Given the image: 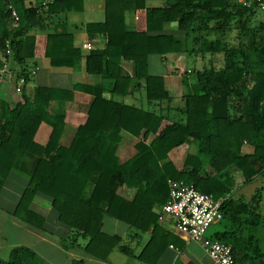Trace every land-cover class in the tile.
<instances>
[{
	"label": "trees",
	"instance_id": "1",
	"mask_svg": "<svg viewBox=\"0 0 264 264\" xmlns=\"http://www.w3.org/2000/svg\"><path fill=\"white\" fill-rule=\"evenodd\" d=\"M10 6L19 16L16 25ZM83 7L84 0H52L46 5L0 0V67L13 58L25 66L18 77L26 81L28 58L46 56L53 67H77L84 54L74 46L71 32H33L47 28L52 15ZM128 12L134 14L132 26ZM258 13L238 0H168L161 7H148L147 0H105V19L88 23L86 30L104 34L107 43L85 56L86 72L114 80L115 95L127 94L134 78L143 80L149 106L98 93L67 147L60 142L67 114L62 109L52 113L50 103L69 101L74 91L38 86L13 108L0 99V192L11 172L21 169L27 156L35 157L16 216L43 229L45 217L32 205L36 195L48 197L59 221L87 239L85 251L101 260L117 247L129 252L120 246L118 236L102 230L105 217L143 232L153 229L139 255L149 261L148 255L160 244L157 210L168 200V180L175 179L222 199L224 230L212 238L230 245L238 264H264L262 188L250 199L232 195L240 178L250 182L264 175V19L254 23ZM168 24H175L181 36L166 33ZM191 54L222 55L224 63L190 70ZM153 55L160 56L173 74L181 75L184 86L195 90L185 88L182 106H171L164 76L150 73ZM126 62L133 66L132 75L122 67ZM44 121L53 130L48 144L42 146L35 134ZM122 131L138 140L137 154L124 163L117 156ZM246 142L254 146L253 154L243 153ZM186 143L194 145L196 152L189 153L179 169L169 154ZM123 186L135 190L131 199L119 193ZM165 235L160 253L171 238L179 249L185 247L183 238ZM0 264L45 263L34 251L22 248L10 259L0 257Z\"/></svg>",
	"mask_w": 264,
	"mask_h": 264
},
{
	"label": "crops",
	"instance_id": "2",
	"mask_svg": "<svg viewBox=\"0 0 264 264\" xmlns=\"http://www.w3.org/2000/svg\"><path fill=\"white\" fill-rule=\"evenodd\" d=\"M25 1L27 4L46 5L52 0ZM167 2L168 0H147V6L161 7ZM104 19L105 0H84V7L81 11H70L49 17L47 28L34 31L33 33L36 35H46L53 30L61 31L66 29L73 34L74 46L82 51L84 54L83 59L77 67H53L50 63V59L46 56L28 58L26 60V67L30 77L22 93H18L15 87L18 74L25 66L18 64L11 57L5 62L9 73L8 76H5L4 81L0 82V99L7 102L12 108L23 101L24 95H32L34 89L38 86L74 91L71 100L65 102L52 101L50 103V110L52 113L62 109L67 114V122L60 141L63 146L68 147L71 145L79 125L85 121L88 109L98 93L107 99L115 98L126 104L139 107L149 106L146 100L143 80L139 82V80L134 78L127 94L115 95L112 93L114 80L109 79L105 75H95L86 72L85 56L91 50L102 48L107 43V37L104 34H90L87 32L86 26L88 23L101 22ZM133 23L134 14L132 13L130 26H132ZM165 32L175 33L181 36L175 24L166 25ZM84 42H90L93 47L91 49H84ZM191 56H193L192 61L195 67L190 70L203 71L212 66L221 67L224 63L222 55L192 54ZM217 57L221 58L220 66L215 63ZM153 60L158 61L160 66L159 70L161 71H151ZM164 65L160 56L153 55L150 57L149 71L153 75L164 76L166 88L173 98L171 106L174 108L180 107L183 104L182 96L185 92L183 77L179 74H173ZM122 67L127 73L132 75L133 66L130 63L126 62ZM173 88L178 89L174 91ZM164 105L166 106V104ZM52 130L53 128L48 122H42L35 134V141L42 146L47 145ZM120 135L121 142L117 149V156L120 162L124 163L137 154L138 150L136 144L138 140L127 131H122ZM242 151L246 154H253L255 148L253 145L246 142L243 145ZM195 152L196 147L186 143L172 150L169 154V158L179 169H183L186 156L189 153ZM34 163L35 157L27 156L21 169L11 172L5 186L0 192L1 258L10 259L20 251V249L28 248L34 251L45 264H73V262L77 260H82V264H188L189 262H194L196 264H216L205 253L200 244L194 241H186L184 238L186 245L183 249H179L173 242L174 238H171L172 242L160 253V250L163 248H160V244L164 245V241L167 240L165 233L181 237L175 230L174 221L170 217H167L164 221H159L161 228L158 230L157 234L160 237V244L158 243L148 255L149 261L141 260L139 255H141L148 242L153 237V229L143 232L118 219L109 216L105 217L102 230L109 235L118 236L121 240L120 246L126 247L129 252H124L117 247L107 259L101 260L89 255L85 251L88 240L79 236L78 233L61 223L57 212L53 208L52 201L41 194L36 195L33 199L32 209L45 217V227L39 229L26 223L16 216L15 211L23 191L31 178V172L35 165ZM253 182H255V180L246 182L240 178V182L232 195L237 198L250 199L255 193L246 191L245 187ZM119 193L131 199L135 190L123 186L120 187ZM157 212L160 213V207ZM64 242H67L69 246H65ZM192 242L200 248L203 257H199L195 248L191 247L193 244ZM116 251L119 253H116Z\"/></svg>",
	"mask_w": 264,
	"mask_h": 264
},
{
	"label": "built area",
	"instance_id": "3",
	"mask_svg": "<svg viewBox=\"0 0 264 264\" xmlns=\"http://www.w3.org/2000/svg\"><path fill=\"white\" fill-rule=\"evenodd\" d=\"M239 4L248 9H258L264 12V0H238ZM13 24L19 21L16 10L10 6ZM9 47V41L7 42ZM90 42H84V49H91ZM10 50V49H9ZM6 65L0 67V82L8 76ZM27 85L26 79H16V91L23 92ZM169 197L160 208L159 221L170 217L174 221L175 230L186 241H194L200 244L205 253L216 264H238L234 258L232 247L217 239L208 236L209 228L223 220L221 205L223 200L216 199L213 194L200 192L193 185L183 181L169 179Z\"/></svg>",
	"mask_w": 264,
	"mask_h": 264
},
{
	"label": "rangeland",
	"instance_id": "4",
	"mask_svg": "<svg viewBox=\"0 0 264 264\" xmlns=\"http://www.w3.org/2000/svg\"><path fill=\"white\" fill-rule=\"evenodd\" d=\"M131 17H132V13H130V12H128L127 13V22H128V24L130 25V20H131ZM264 19V12H262V11H259V13L257 14V17H256V19H255V22L254 23H259V21H261V20H263ZM192 55V54H191ZM189 56V60H188V66H189V68L191 69V68H193V67H195V65H194V62L192 61V57L193 56ZM215 63L217 64V65H219L220 66V64H221V58L220 57H217L216 58V61H215ZM166 68H167V66L166 65H164ZM162 67V66H161ZM160 69V66H159V64H158V61L157 60H153V62H152V67H151V71H153V72H159V71H161V70H159ZM150 70V69H149ZM193 73H196L195 71L193 72ZM193 73H191V74H189L188 76H189V79H190V82H194V74ZM186 89H190V91L189 92H194L195 90L192 88V86H190V87H187V86H184ZM174 89V91L175 90H177L178 88H173ZM239 182H240V179H239ZM262 188V189H261ZM245 189H246V191H248V192H251V193H255V192H257V190L258 189H261V192L263 193V195H264V175H261L260 177H258L256 180H255V182H253V183H250V184H248L246 187H245ZM222 230H224V223L223 222H219V223H216V224H213L210 228H209V230H208V235L209 236H215L218 232H221ZM260 236H261V243H262V245H264V228H263V230L260 232ZM193 243V242H192ZM191 247H194L195 248V250H196V252L198 253V255H199V257H203V253H202V251L200 250V248L198 247V246H196V244L195 243H193L192 244V246ZM116 253H119L118 251H116Z\"/></svg>",
	"mask_w": 264,
	"mask_h": 264
}]
</instances>
